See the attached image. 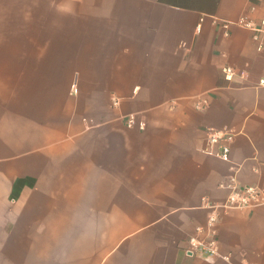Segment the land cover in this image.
<instances>
[{
  "label": "crops",
  "instance_id": "1",
  "mask_svg": "<svg viewBox=\"0 0 264 264\" xmlns=\"http://www.w3.org/2000/svg\"><path fill=\"white\" fill-rule=\"evenodd\" d=\"M241 17L264 0H0V264H230L184 248L230 176L264 190V37L225 35ZM215 211L220 254L264 264V206Z\"/></svg>",
  "mask_w": 264,
  "mask_h": 264
},
{
  "label": "built area",
  "instance_id": "2",
  "mask_svg": "<svg viewBox=\"0 0 264 264\" xmlns=\"http://www.w3.org/2000/svg\"><path fill=\"white\" fill-rule=\"evenodd\" d=\"M230 26H237L251 32L252 39L258 42V50H261V39L264 37V17L258 21H254L247 17H241L235 22H224L223 28L225 35ZM222 74L226 81H231L235 75V70L229 66L222 69ZM264 84V81H260ZM76 92V89H74ZM117 100L114 101V105ZM205 100L196 102V107L202 109L206 106ZM128 127L135 124L134 116H129L126 122ZM234 140V133L231 131H213L209 133V142L212 149L209 154L224 162L230 160V146ZM222 187L229 189L227 200L222 205H214L210 208L212 212L209 214L204 227H196L195 234L190 236L184 248V253L188 257L202 258L206 261H212L214 258H221L231 264L228 256H222L219 252V240L217 233L218 214L215 211L218 208L222 209H252L264 206V190L258 186H242L234 176L229 177L227 184H222Z\"/></svg>",
  "mask_w": 264,
  "mask_h": 264
}]
</instances>
